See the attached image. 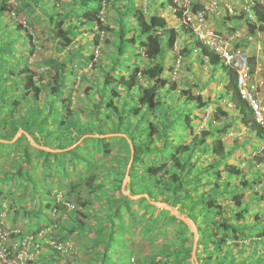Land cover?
I'll list each match as a JSON object with an SVG mask.
<instances>
[{"label":"trees","instance_id":"1","mask_svg":"<svg viewBox=\"0 0 264 264\" xmlns=\"http://www.w3.org/2000/svg\"><path fill=\"white\" fill-rule=\"evenodd\" d=\"M34 1L47 18L53 48L37 73L28 62L30 55L41 57L35 29L29 21L14 18L22 11L20 2L23 9L29 4L0 0V202L8 204L13 197L8 205L12 217L22 215L20 223L28 224L34 232L29 235L55 254V264H70L80 250L61 254L49 242L84 235L91 264H192L193 233L182 220L149 202L154 200L178 206L194 222L201 245L198 264H264V215L251 213L237 191L252 189L249 199L263 202L264 147L252 152L248 168H241L240 157L237 165L231 162L234 150L225 148L224 139L231 129L243 130L249 145L251 140L264 143V128L239 97L234 73L180 22L181 13L175 14L181 27L168 25L162 10L171 0H144L147 7H142L143 0ZM250 6L254 20L234 18L246 23L249 35L262 34L264 55V0ZM103 9L115 12L113 27L102 21ZM178 41L179 53L189 64L224 69L231 107L226 97L216 102L195 91L197 83H176L173 52ZM96 48L109 54L95 62ZM248 56L253 69L258 60ZM91 61L94 67L98 63L99 76L86 89L87 106L74 108V68ZM101 62L106 67L100 69ZM207 108L212 110L208 123L196 127V119L201 123L208 117ZM106 128L122 136H96L107 134ZM20 129L57 152L20 146L23 135L11 142ZM116 140L126 149L113 153ZM246 173L256 181L246 179ZM125 177L130 193L141 195L137 207L121 191ZM91 204L102 215L95 230L85 221ZM135 222L144 223L143 240H163L143 259L136 256L139 250L129 236ZM24 234L22 229L8 237L20 242L29 236Z\"/></svg>","mask_w":264,"mask_h":264},{"label":"rangeland","instance_id":"2","mask_svg":"<svg viewBox=\"0 0 264 264\" xmlns=\"http://www.w3.org/2000/svg\"><path fill=\"white\" fill-rule=\"evenodd\" d=\"M198 1V0H197ZM224 0L220 1V6H222ZM10 2H12V0H10ZM26 2L29 4L28 7H25L23 9L24 4H22L20 2L19 7L22 9V11L19 13V18L14 17V21L16 22H22V21H29L30 23H32L34 29H35V33H34V43L38 44V46L40 47L39 51L41 53V57H38V59L36 60L35 58L37 57V54L34 55H28L27 52V56H29L28 58V62L30 64H32L31 69L34 72H39L42 70V66H40V62L45 58H48L50 54L53 53V48L52 45L50 44V37L47 35V28L48 23H47V18L46 16L40 14V13H44L43 10L41 9L42 7L39 6L38 4H36V2L34 0H26ZM45 5L46 2H44ZM142 7H144V0L142 2ZM233 9L235 10H239L242 5L241 3H238L237 5L235 4L234 0H231V5H230ZM145 7H147L145 5ZM225 7V6H224ZM224 7H221L222 12L221 13H225V9ZM224 11V12H223ZM102 21L104 23H106L107 25L109 24L110 27H113L114 23L111 20V17L113 16V13H115L113 10H109L106 11L105 9L102 10ZM108 13V14H107ZM162 14L166 17L167 21H168V25L170 27H174V28H179L181 27L180 22H178L177 17L175 16V14H173L169 8L167 7L165 10H162ZM240 16H242V14H240ZM239 16V17H240ZM231 17V16H229ZM10 19V17H6L5 18ZM221 20V22L223 23V25H226V23L229 24H234L236 23V21L240 22L241 25L238 27H242L244 29V31L242 32V34L244 36H240L242 39L248 43H251V45H258V50H259V55L257 57V62H255L254 66H253V73H254V77L256 79L257 82H259L261 85H258L257 90L261 91L262 93H264V55L262 54V34L261 33H256L255 35L251 36L248 34V30H247V26L246 23L243 20H239L236 19L234 17H232L231 20H225V18H218ZM228 24V25H229ZM214 27V26H213ZM215 28V27H214ZM50 29V28H49ZM217 28H215L216 30ZM229 30V29H228ZM227 30V32H229ZM217 31V30H216ZM46 32V33H45ZM218 32V31H217ZM219 33V32H218ZM220 34H224V33H220ZM224 35H231V34H224ZM253 37L251 40H248L247 37ZM80 37V36H79ZM240 41H238L239 43ZM239 46H242L239 45ZM248 47L247 44H245V47L241 48V49H246ZM21 50H23V48H20ZM75 49H77V47H75ZM182 49V44H180V42L178 41V43L176 44L175 48H174V56H176V62L174 64V66L172 64H165V67L168 66H173V71L175 72L173 74V78L176 81V83H180L182 87H186L188 85V83L190 82V85L192 83H197L195 91L200 92L204 97H210L211 100H215L217 102V99H219V97H222L223 100L226 97V101H228L229 99H231V95L230 93H225V86L228 83V75L226 74V72L224 71L223 68L217 67L216 70H214L213 68H211L210 66H207L206 64H202L200 65L198 62L194 61L191 62V64H189L186 59L184 57H181V54L179 53V51ZM257 50V48H256ZM94 53V60L95 62H99V60H97V58L99 56H101V58H103L105 55L109 54V51L106 52V50H104V54L101 53V49H97L93 52ZM251 52L248 54L250 55ZM101 64L103 66H101L100 69H102L103 67H106L104 63L101 62ZM97 65L98 63H96L95 67L92 65V61L87 65V66H83V64L78 65V67H75V83H74V92H75V96H74V108L78 107L80 109H83L85 106H87L89 99H88V95L86 89L89 87L90 83L92 81H94L98 76L99 73L97 70ZM176 68V70H175ZM214 72V73H213ZM82 76L85 78L82 81V84H78V80L79 78H82ZM229 94V95H228ZM224 96V97H223ZM211 109L207 108L205 110V115H207L208 117H205L201 123H199L197 121V119L194 122V125L196 127H204L206 125V123H208L209 118H210V113H211ZM107 134L104 135H96L99 136L100 138H104V137H119L122 135H118V134H114L112 132H110L109 128H106ZM23 136H25L26 139L22 138L23 140L21 141L20 146H24V145H30L34 148H39L42 149L44 151H50V152H57L56 150H52L50 148H46L43 146L38 145V143L34 140V138L32 136H30L29 134L25 133L23 130H18V132L15 134V136L13 137L11 142H15L17 139L21 138ZM36 136V140H39V135L38 133L35 134ZM249 138V135L246 132H242L241 130H229L227 132V134L225 135L224 139H226L225 142V148L228 149H233L234 150V157H231V162L234 165H237L238 159L237 157H240L241 163L239 166L241 168L246 167L248 168L249 165L252 163L250 162V159L252 158V152L254 150H256V148H262L264 147V143L263 141H253L251 140L250 145L247 142V139ZM236 139V140H235ZM27 141V142H26ZM247 142V143H246ZM114 149H113V153L115 150L117 149H126V146L119 143V141H115V143L113 144ZM248 145V146H245ZM257 169V168H256ZM255 171V169H254ZM246 179H248L249 181H256L254 180L253 175L251 176L250 174L245 175ZM263 179V177L261 178ZM128 177H125L124 180L122 181L121 184V191L123 194L125 195H129L131 197V199L135 200V203H133V208L137 207V201L140 199L141 195H137V196H133L129 189L126 188L127 184H128ZM259 184V183H258ZM260 185V184H259ZM254 186H256V184L252 183V187L254 188ZM13 191H15V189H12ZM65 190L61 191L64 192ZM239 194L244 195V199L243 201H248V206H251L250 208L252 210L251 213H261L262 215H264V200L263 202H256L254 199H249V196L252 194V189H248V188H242L237 190ZM15 193V192H14ZM54 194L56 193V189H54ZM16 194V193H15ZM145 197V195H144ZM6 199V198H5ZM13 199V197H12ZM11 199V201L8 199V204L7 202H5V200H1L0 202V228L2 229V231L6 232V233H17L18 230H22L25 232L24 235H29V234H33L34 232H30V230L28 229V224H24V223H20L21 221V216L20 214H17L16 217H12L13 213L10 212L8 205L13 203V200ZM151 204H153L154 206H156L159 209H165L169 212L170 215H173L175 217H177L178 219L182 220L189 228V230L193 233L194 235V244H193V248H192V252H191V257H190V261L192 264H198L197 262V257H198V253L201 252V245L198 244V234H197V230H196V226L194 224V222L189 219L186 218L184 215H182L178 209V206L176 207H169L166 204H162V203H158V202H154V200H150L149 201ZM16 203H19L18 201H16ZM4 205V206H3ZM141 205V204H140ZM5 209V210H4ZM99 207L97 204H91L87 210V219L86 221V227H88V229H96L95 227V223L96 220L99 219L100 217H102V215L99 213ZM28 225V226H27ZM261 225H264L261 224ZM143 228H144V223H139V222H135V226L131 227V232L129 231V236H132V239L137 246L136 249L139 250V254H137L136 256L140 257L141 259L145 258L146 255H149L148 253L150 252L151 249H154L155 247H158L159 245H162L163 240L157 239V240H152V242L147 241V240H143L141 235L143 233ZM194 229L192 231V229ZM47 232V231H46ZM92 234V233H91ZM39 235V234H36ZM40 236V235H39ZM26 237V236H24ZM28 237H32L31 235H29ZM23 238V237H22ZM35 238V237H34ZM33 240L35 241L37 238H35ZM20 239V238H19ZM39 240V239H38ZM131 240V238H130ZM19 241H13L12 239L7 241V245L6 247L9 248V258H14L16 256V247L15 245H17ZM69 243H71L72 248L74 250L79 249L80 251L77 254V260H73L70 259L69 263L70 264H91L90 257L92 254L89 253H85L84 250V246H86V244H88V237L87 236H83V237H76L70 241H67ZM151 243V244H150ZM128 246L134 250L132 248L131 245L128 244ZM58 257V256H57ZM57 258L55 257V254H51L50 251H48L46 248L42 247V250L40 252V254L37 256H34V258L32 260H30V264H55L54 261H56ZM59 260V259H58ZM59 263V262H58ZM61 264H63V262H61Z\"/></svg>","mask_w":264,"mask_h":264},{"label":"built area","instance_id":"3","mask_svg":"<svg viewBox=\"0 0 264 264\" xmlns=\"http://www.w3.org/2000/svg\"><path fill=\"white\" fill-rule=\"evenodd\" d=\"M220 1L171 0L169 10L173 14L181 13L180 22L191 30L195 38L218 55L224 66L233 71L234 84L239 97L250 105L253 119L264 128V93L257 90L258 85L261 84L254 77L247 52L234 46L237 35L218 33L210 21L211 18L224 14L228 16L246 14L248 18L254 19L250 4L263 3V0H241L242 7L238 11L225 4V13H221ZM227 107H231L230 102L227 103ZM8 236L9 234L0 228V264H30V260L40 253V242L26 236L15 245L16 256L9 258L10 252L6 247ZM50 244L58 251H65V243Z\"/></svg>","mask_w":264,"mask_h":264},{"label":"crops","instance_id":"4","mask_svg":"<svg viewBox=\"0 0 264 264\" xmlns=\"http://www.w3.org/2000/svg\"><path fill=\"white\" fill-rule=\"evenodd\" d=\"M235 1V4L237 5L239 2V0H234ZM228 5L230 6L231 5V0H224L223 1V4L221 7H224V5ZM211 23L213 24V26L215 28H217L216 30L219 32V33H224L226 34L227 33V30L230 32V33H234L235 35H237V37L241 38L240 36H244L242 34V32L244 31V29L241 27H238L241 25L240 22L236 21L235 25L234 24H229V23H226V25H223V23L221 22L220 19H216V18H211ZM229 24V25H228ZM236 39V44L235 45H240V43L242 44V46H239V48H243L245 47V44L248 45V47L246 49H244L248 54L251 52V55H254L256 58L258 57L259 55V50H258V45H251V43H248L242 39ZM253 37L249 36L247 37L248 40H251ZM238 41H240V43L238 44ZM257 48V50H256Z\"/></svg>","mask_w":264,"mask_h":264},{"label":"clouds","instance_id":"5","mask_svg":"<svg viewBox=\"0 0 264 264\" xmlns=\"http://www.w3.org/2000/svg\"><path fill=\"white\" fill-rule=\"evenodd\" d=\"M239 3H241L242 4V1L241 0H239L238 1ZM225 6V5H224ZM168 8H169V6H168ZM242 15H244V17L245 18H247V19H250V18H248L247 17V15L246 14H242ZM240 16V15H239ZM225 18V17H229L228 15H221L220 17H214V18H216V19H218V18ZM231 17H238V16H231ZM243 18V17H242ZM212 19H210V21H211ZM251 20H254V19H251ZM212 24V23H211ZM212 27H213V24H212ZM214 28V27H213ZM215 29V28H214ZM226 34H234V33H230V32H227ZM236 39H238V37L236 38ZM235 43H236V41H235ZM235 43H234V46H235ZM241 49V48H240ZM243 50V49H242ZM245 51V50H244ZM248 54V53H247ZM232 71V70H231ZM233 72V71H232ZM230 103H231V101H230V99L228 100ZM228 103V102H227ZM227 103H226V105H227ZM253 114V113H252ZM255 121V120H254ZM242 132H243V130H242ZM9 234V233H8ZM24 238V237H23ZM10 240V239H9ZM38 241V240H37ZM40 242V241H39ZM50 243H54V242H49V244ZM65 243V251H58V250H56L54 247H52V245H51V247L55 250V251H57V252H62L61 254H65L68 250H72L73 248H72V245H71V243H69V242H64ZM41 244V243H40ZM41 250H42V244H41V248H40V252H41ZM40 254V253H39ZM38 254V255H39ZM37 255V256H38ZM135 262V259H132L131 260V263H134Z\"/></svg>","mask_w":264,"mask_h":264},{"label":"water","instance_id":"6","mask_svg":"<svg viewBox=\"0 0 264 264\" xmlns=\"http://www.w3.org/2000/svg\"><path fill=\"white\" fill-rule=\"evenodd\" d=\"M192 229V228H191ZM194 229H192V231H193Z\"/></svg>","mask_w":264,"mask_h":264}]
</instances>
